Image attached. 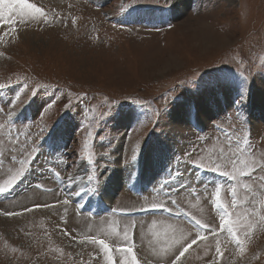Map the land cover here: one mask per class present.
I'll return each instance as SVG.
<instances>
[{
  "label": "rangeland",
  "instance_id": "1",
  "mask_svg": "<svg viewBox=\"0 0 264 264\" xmlns=\"http://www.w3.org/2000/svg\"><path fill=\"white\" fill-rule=\"evenodd\" d=\"M28 2L0 21V264H107L87 236L170 264L195 219L182 264H264V0Z\"/></svg>",
  "mask_w": 264,
  "mask_h": 264
},
{
  "label": "snow or ice",
  "instance_id": "2",
  "mask_svg": "<svg viewBox=\"0 0 264 264\" xmlns=\"http://www.w3.org/2000/svg\"><path fill=\"white\" fill-rule=\"evenodd\" d=\"M18 13L21 21H24L25 18L31 17L35 19L33 13H42V10L36 7L34 4L28 2V0H0V21H4L10 24H14L15 20L12 18V13ZM75 23V21H73ZM4 87V85L0 84V88ZM52 104L50 103L47 107H51ZM67 107V105H65ZM236 153L233 152L231 155L228 153L222 152L218 156L219 162L213 159L210 160L209 168L211 171L216 172L220 171L222 167H227L231 165L233 168L232 172L222 171L221 174L224 176H229L234 178L237 173H242L245 175H250V172L247 169L250 167L249 163L243 159L239 161L233 159ZM135 159V156L132 157ZM240 167H237V165ZM214 165V166H213ZM17 179L16 176H13L9 179L5 185L0 186V193L6 191L9 185L13 184V181ZM247 187V186H246ZM220 193L221 188L217 186L215 188V192L212 194L213 203L217 210L220 211V225L219 228L221 231H227L229 235L233 238L235 244L239 248L240 252L244 251L243 242L239 239H236L237 232L234 230V221L230 219V213L228 208L223 205L220 201ZM233 196L235 195V188L232 189ZM65 204L68 203V200L64 201ZM233 206L236 205V200H232ZM45 205H35L34 207H44ZM31 210V209H28ZM7 216H14L19 215V213L15 212H8L3 213ZM261 222L264 223V217H261ZM193 226L196 229V235L192 238L185 237L182 232L180 235H173L169 241V248L171 250L170 255L174 258L170 259V264H182V258L185 257V254L188 253L189 249H191L194 245H197L198 242H203L208 240V236L205 234L206 232H211L212 234L216 235L217 230L215 228H211L206 224L202 223L201 220L195 219L193 221ZM247 227H251V223L246 225ZM86 241L91 244L99 245L105 254V259L107 264H115L114 257L112 255V247L104 240L98 239L95 236H87ZM125 239H128V234L125 232ZM117 252L121 253V258L119 260V264H139L137 256L134 254V249L131 244H123L116 246L115 249ZM217 254L221 253V248L219 243L216 246Z\"/></svg>",
  "mask_w": 264,
  "mask_h": 264
},
{
  "label": "bare ground",
  "instance_id": "3",
  "mask_svg": "<svg viewBox=\"0 0 264 264\" xmlns=\"http://www.w3.org/2000/svg\"><path fill=\"white\" fill-rule=\"evenodd\" d=\"M136 167V166H135ZM130 180V179H129ZM123 183V182H122ZM78 189V188H77ZM76 189V190H77ZM112 192V187H108V191L107 193L105 194V197H104V200H106L105 198L109 195V193Z\"/></svg>",
  "mask_w": 264,
  "mask_h": 264
}]
</instances>
